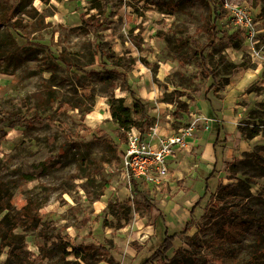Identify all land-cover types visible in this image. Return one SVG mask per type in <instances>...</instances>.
Segmentation results:
<instances>
[{"label": "rangeland", "instance_id": "obj_1", "mask_svg": "<svg viewBox=\"0 0 264 264\" xmlns=\"http://www.w3.org/2000/svg\"><path fill=\"white\" fill-rule=\"evenodd\" d=\"M51 3L47 8L40 0L34 1L39 13L47 8L53 14L29 20L26 35L30 43L17 39L16 53L25 57L24 62L15 66L0 60V113L17 115L0 118V129H7L5 135L0 132V181L9 184L18 200L33 196L46 201L45 218L76 242L111 248V257L99 264H141L163 239L162 221L170 233L181 230L200 197L194 226L176 239L164 264H204V257L221 259L224 264H250L255 255H259L258 261H264V254H258L264 250V224L258 222L264 216L261 7L251 1L260 31L254 46L228 23L224 0L184 1L168 14L144 1L131 0L129 6L117 11L109 28L100 32L106 49L117 56L134 58L128 69L129 82L148 105L150 125L156 123L168 135L193 128L191 145L198 144L176 154L171 168L175 176L161 191L139 183L150 193L156 210L144 217L133 214L127 223L118 224L108 206L118 201L132 204L133 187L122 175L121 153L111 140L125 149L127 136L121 143L123 131L111 117L104 92L107 88L100 77L93 74L78 79L80 72L66 70L49 56L63 55L85 69L98 68L93 53L96 33L81 28L82 14L88 17L96 11L89 9V0ZM220 13L222 32L215 38V46L204 52L207 64L217 73L218 86L211 89L214 80L204 72L199 54L208 44L209 27ZM231 35L242 39L239 48L230 43ZM241 62L245 69L235 74L226 71L227 65ZM91 92L96 98L85 117L70 104L59 107L60 100ZM115 95L125 97L128 106L133 105L128 92L116 88ZM34 114L63 123L77 144L64 151L66 133L58 125L28 128L21 116ZM218 129L228 137L217 145L216 158L214 148L211 152L208 148ZM255 130L259 134L252 138L242 133L248 135ZM100 132L111 140L99 138ZM211 173L215 176L205 193ZM219 182L227 188L219 191ZM106 184L103 194L94 200ZM232 213L254 217L250 229L236 242L226 239L223 230L226 216L230 218ZM23 234L25 246L39 252V230ZM72 258L73 254L68 257ZM6 259L3 250L0 264H6Z\"/></svg>", "mask_w": 264, "mask_h": 264}, {"label": "trees", "instance_id": "obj_2", "mask_svg": "<svg viewBox=\"0 0 264 264\" xmlns=\"http://www.w3.org/2000/svg\"><path fill=\"white\" fill-rule=\"evenodd\" d=\"M35 0H0V60L7 62L10 65L18 66L24 62L25 57L16 53L15 44L17 39H21L26 43H30L27 37L29 20L38 19L40 16H50L53 13H48V7L52 5L51 0H40L47 5L44 12L39 13L34 5ZM144 1L147 6L156 8L162 13H173L176 11L184 1L191 0H139ZM204 3H211L212 0H200ZM131 0H89V9L96 12L86 17L82 14V25L86 31L96 33V42L94 44L93 53L98 58V68L85 69L77 63H73L66 56H57L53 53L54 62L56 64H63L66 70L80 72L76 75L78 79L81 77H89L93 74L97 75L103 85L106 101L110 107L112 119L118 124V127L123 131V139L126 140V131L130 128H136L140 131H145L150 126V115L148 105L142 98L137 96L129 82L128 69L130 64L134 61L132 57L117 56L114 52H110L105 48V41L101 38L102 31L109 28L112 18L117 14V11L125 5H130ZM50 5V6H49ZM255 7L260 6L261 12L258 16L263 21L264 25V0H253ZM219 9H215L217 14ZM222 14H218L215 20L209 27L210 40L208 44L203 46L199 56L204 64V72L206 75L213 78L211 89H216L218 86L217 73L211 69L207 64L208 60L204 52L215 46V38L222 32L218 20L222 18ZM9 35V36H7ZM230 43L239 48L242 43L237 35L230 36ZM226 71L229 73H237L246 68V65L241 62L239 64H232L226 66ZM120 80V84L117 83ZM81 87L84 85L80 83ZM119 88L122 91L129 93L133 100V105L126 104L125 97H117L115 89ZM95 92L82 93L75 96L71 100H60L59 107L70 104L72 108L78 109L82 117H85L91 110V104L95 100ZM58 100L59 97H54ZM208 105L213 109V103L208 100ZM0 118L17 117L14 114L0 113ZM28 128H42L44 126L58 125L66 133L65 149L69 145H75L77 139L70 136L68 128L63 123H58L53 117L27 115L21 116ZM13 123L8 125L13 126ZM7 129H0L3 135L6 134ZM99 138L102 140H109L107 134L100 132ZM242 133L250 138L259 134L255 130L247 135L244 131ZM220 131L217 132V138L214 141V152L217 158L216 147L219 143L226 141L227 137L221 138ZM111 140V139H110ZM74 142V143H73ZM111 144L117 152L122 153L124 149H120L119 143L116 144L111 140ZM216 167V163H215ZM216 169V168H215ZM214 169V170H215ZM215 174L211 173L206 179L205 193L209 189V180ZM133 187V202L132 204L126 202L110 203L108 210L110 215L118 222V224L127 223L133 214H139L141 217L156 210V205L150 193L142 190L139 183H142L137 178L131 179ZM6 182L0 181V253L4 250L7 253L6 264H99L102 260L111 257L112 250L102 244L94 242H76L75 238L68 233H64V229H58L52 220L45 218V211L43 207L46 201L39 198L28 196L24 200H18L14 197L10 186ZM108 187V184L102 188L101 192L95 197L98 199ZM227 188L222 182H219L217 189L224 190ZM202 197L192 206L189 212V217L179 231L170 233L166 222L162 221L163 239L159 245L151 252V254L141 264H164L168 260L169 252L175 247L177 238L186 235L187 232L194 226L196 222L195 210L200 205ZM230 218L225 219L223 230L226 239L231 242H236L250 229L253 224L254 217L249 215H241L240 213L231 214ZM258 222L264 224V216L262 215ZM27 230H39V235L42 238L39 252L29 250L25 246V237L23 232ZM74 258L68 259L70 255ZM258 254L263 255L264 250ZM259 256V255H258ZM257 255L252 259L250 264H264V261H258L260 257ZM263 258V257H262ZM204 264H224L221 259L213 257H204ZM227 264H237L236 262H229Z\"/></svg>", "mask_w": 264, "mask_h": 264}, {"label": "built area", "instance_id": "obj_3", "mask_svg": "<svg viewBox=\"0 0 264 264\" xmlns=\"http://www.w3.org/2000/svg\"><path fill=\"white\" fill-rule=\"evenodd\" d=\"M228 23L234 26L246 42L257 45L259 29L256 27V15L253 10L231 0H224ZM127 142L121 155V172L126 181L131 184L132 178L139 179L142 184L151 189L161 191L166 183L173 178L171 163L176 154L182 149L191 150L194 139L193 128L172 131L170 135L162 133L156 123L151 124L145 131L130 128L126 131Z\"/></svg>", "mask_w": 264, "mask_h": 264}, {"label": "crops", "instance_id": "obj_4", "mask_svg": "<svg viewBox=\"0 0 264 264\" xmlns=\"http://www.w3.org/2000/svg\"><path fill=\"white\" fill-rule=\"evenodd\" d=\"M234 3H239V4H242V5H247V6H249L250 7V4H251V1L252 0H232ZM253 8V7H252ZM261 11V10H260ZM218 113V115L219 116H221V112L220 111H218L217 112ZM218 131H220V129H218ZM217 131V132H218ZM220 133H221V138H224L225 136L226 137H228L227 136V132H221L220 131ZM216 138H217V134L214 136V140L212 141V143H211V148H208V152H211V149H213L214 148V141L216 140ZM196 145H198L197 143L195 144L194 143V146H196ZM213 152H214V150H213ZM214 155H215V152H214ZM174 161H175V158H174V160L172 161V163H171V165H170V167L172 168V165H173V163H174ZM174 175V174H173ZM175 176V175H174Z\"/></svg>", "mask_w": 264, "mask_h": 264}]
</instances>
